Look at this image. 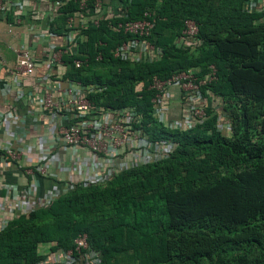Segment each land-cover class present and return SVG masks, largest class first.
<instances>
[{
    "label": "trees",
    "instance_id": "trees-1",
    "mask_svg": "<svg viewBox=\"0 0 264 264\" xmlns=\"http://www.w3.org/2000/svg\"><path fill=\"white\" fill-rule=\"evenodd\" d=\"M61 2L49 30L57 36L69 16H94L95 0ZM107 2L108 0H102ZM249 0H116L121 15L76 33L77 51L63 56V78L94 85L95 105L134 112L130 127L141 130L135 146L157 144L132 161L123 153L97 181L74 184L49 204L8 218L0 229V264H38L59 249L73 248L85 233L99 264L132 254L140 264H264V4ZM155 18L147 37L157 49L150 62L122 61L112 49L131 38L108 22ZM12 12L6 16L11 19ZM186 19L198 26L194 44H175ZM83 39H80V38ZM88 58L75 68L73 59ZM100 56V59L96 58ZM215 68L201 87L209 97L200 122L174 125L156 111L148 88L154 76ZM143 83L139 94L137 83ZM50 244V253L37 248Z\"/></svg>",
    "mask_w": 264,
    "mask_h": 264
},
{
    "label": "built area",
    "instance_id": "built-area-1",
    "mask_svg": "<svg viewBox=\"0 0 264 264\" xmlns=\"http://www.w3.org/2000/svg\"><path fill=\"white\" fill-rule=\"evenodd\" d=\"M49 1V0H48ZM116 0H95L93 3L94 16L86 17L74 15L66 18L63 24L61 36L49 32L52 38L60 39L59 42L52 41L49 46L46 62L51 72L59 75L67 85L60 87L58 80L47 78V86L42 88L41 94L31 96L34 105L42 106L50 113H56L57 126L53 140H60L66 146H75L89 151L94 159L96 169H104V164H108L115 156L123 153L124 157H132L136 162L143 158L150 150L162 153L163 148L157 144L150 143L147 149L144 146H135L140 138L141 130H134L130 124L134 118V112L128 108L113 110L95 105L88 98V94L94 91V85L82 84L79 81H70L63 78L67 69V64L63 61V56H71L77 51L76 33L78 29L88 25H98L100 20H110V14L121 15V8H113ZM58 9L61 2H51ZM86 0H80L79 8H86ZM264 0H249L246 3L248 9L258 8L263 5ZM23 0H0V18L6 19L9 12L15 17L14 22H19V14L22 10ZM155 18L149 12H144L139 20H127L118 22H108V27L115 31H121L131 36L126 41L117 44L111 51L112 57L118 60L131 59L134 62H150L157 56V49L147 40L150 30L153 27ZM13 24L8 23L11 27ZM198 33L197 24L191 20L184 21L181 35L175 39V44L179 47L187 48L195 42ZM80 39H83L82 37ZM196 43V42H195ZM15 55V62L11 72L19 76H30L35 70L34 59L30 52L22 46L12 49ZM100 59V56L96 58ZM88 58L73 59L72 64L75 68L86 66ZM215 68L210 65L207 72L199 77L198 68H189L185 71H178L166 79L154 76L148 88L154 92L151 103L156 111L162 109V115L166 122L178 125L180 123L200 122L205 116V109L209 105V97H204L200 93L201 87L215 80ZM143 88V83L134 86V92L139 94ZM20 159V152L11 148L3 147L0 149V174L3 166L10 162ZM46 156H41L39 161L45 162ZM37 169L44 173L46 166L41 165ZM93 181L98 180L95 175ZM74 184L67 183L60 191L47 197L42 202L35 203L32 210L49 204L56 196L72 190ZM8 189V188H7ZM27 200V198H25ZM5 205L0 207L3 210ZM3 227V226H2ZM73 248L59 249L52 254L48 263L38 264H99L100 254L90 250L85 233L79 234L73 240Z\"/></svg>",
    "mask_w": 264,
    "mask_h": 264
},
{
    "label": "crops",
    "instance_id": "crops-1",
    "mask_svg": "<svg viewBox=\"0 0 264 264\" xmlns=\"http://www.w3.org/2000/svg\"><path fill=\"white\" fill-rule=\"evenodd\" d=\"M56 12L48 0H23L19 22H14V15L10 20L0 18V149L8 146L20 152V159L4 165L0 174V207H6L0 209V229L8 218L28 213L35 203L46 200L65 184L95 176L92 154L53 140L57 114L32 104L30 98L42 93L49 75L60 87L67 85L46 62L52 41H60L49 34V23ZM8 23L13 25L9 27ZM17 46L25 47L34 59L35 70L30 76L11 72L15 62L12 49ZM41 156H46L45 162L39 161ZM43 163L44 173L37 169ZM50 247L41 244L37 252L48 255Z\"/></svg>",
    "mask_w": 264,
    "mask_h": 264
},
{
    "label": "rangeland",
    "instance_id": "rangeland-1",
    "mask_svg": "<svg viewBox=\"0 0 264 264\" xmlns=\"http://www.w3.org/2000/svg\"><path fill=\"white\" fill-rule=\"evenodd\" d=\"M112 264H140L139 259L135 258L132 254L117 257L113 260Z\"/></svg>",
    "mask_w": 264,
    "mask_h": 264
}]
</instances>
